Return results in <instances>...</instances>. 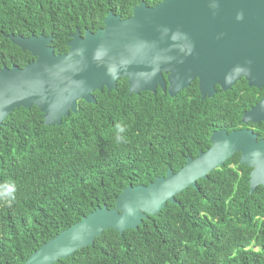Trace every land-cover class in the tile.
I'll list each match as a JSON object with an SVG mask.
<instances>
[{
    "label": "trees",
    "instance_id": "trees-1",
    "mask_svg": "<svg viewBox=\"0 0 264 264\" xmlns=\"http://www.w3.org/2000/svg\"><path fill=\"white\" fill-rule=\"evenodd\" d=\"M140 1L0 0V68L34 59L7 34L52 35L54 52L64 53L76 28L80 35L95 31L109 11L125 18ZM239 84L246 86L243 78ZM93 95L95 102L79 99L60 124L45 125L35 105L16 107L3 119L0 264H21L97 207H114L125 186L178 170L223 127L217 94L201 99L196 79L174 96L159 87L129 94L125 78ZM238 157L177 193V203L166 202L136 229H105L52 264H264V186L249 192L251 168Z\"/></svg>",
    "mask_w": 264,
    "mask_h": 264
},
{
    "label": "water",
    "instance_id": "water-1",
    "mask_svg": "<svg viewBox=\"0 0 264 264\" xmlns=\"http://www.w3.org/2000/svg\"><path fill=\"white\" fill-rule=\"evenodd\" d=\"M69 37L67 52L55 53L52 35L7 34L34 59L23 67L0 68V127L14 108L31 105L42 112L45 125L60 124L62 116L76 111L79 99L95 102L93 91L115 88L118 78L126 79L129 94L159 87L170 96L197 79L201 99L213 96L216 85L226 90L240 78L248 86L264 84V0H161L152 6L141 0L130 16L109 11L102 27L83 35L76 28ZM263 103L242 119L254 118ZM210 141L178 170L168 168L147 184L125 186L114 207H97L21 264H52L92 244L105 229L119 234L136 229L235 152L251 168L249 192L264 186V141L256 142L244 129L213 131Z\"/></svg>",
    "mask_w": 264,
    "mask_h": 264
},
{
    "label": "flooded vegetation",
    "instance_id": "flooded-vegetation-1",
    "mask_svg": "<svg viewBox=\"0 0 264 264\" xmlns=\"http://www.w3.org/2000/svg\"><path fill=\"white\" fill-rule=\"evenodd\" d=\"M164 77H166V74H164ZM234 84L226 90L221 89L218 85L215 86V92L211 97H214L215 94H217L215 100L221 108L223 107V112H220L217 117L219 121H221L220 124H222L223 127L213 129L211 133L216 130H224L226 133H230L231 131L244 129L250 131L255 136L256 142L264 141V103L261 112L255 110V112L252 113V116L254 118H251L246 121L242 119L245 112H248L253 109L262 99H264V84L259 87L248 86L247 82L246 86H244L243 84L235 86ZM219 89L221 90L219 91ZM210 135L209 145L204 150H206L211 145ZM238 163L243 164L239 162V157Z\"/></svg>",
    "mask_w": 264,
    "mask_h": 264
},
{
    "label": "clouds",
    "instance_id": "clouds-1",
    "mask_svg": "<svg viewBox=\"0 0 264 264\" xmlns=\"http://www.w3.org/2000/svg\"><path fill=\"white\" fill-rule=\"evenodd\" d=\"M119 129V132L123 133L125 131L124 127L121 126H117ZM121 139H123L122 137H117V142H119ZM15 200V186L12 185L9 187L8 189V203L9 205L11 204V202H13Z\"/></svg>",
    "mask_w": 264,
    "mask_h": 264
}]
</instances>
